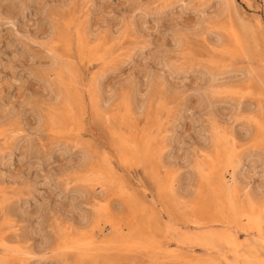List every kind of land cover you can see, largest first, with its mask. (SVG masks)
I'll list each match as a JSON object with an SVG mask.
<instances>
[{"label":"rangeland","instance_id":"1","mask_svg":"<svg viewBox=\"0 0 264 264\" xmlns=\"http://www.w3.org/2000/svg\"><path fill=\"white\" fill-rule=\"evenodd\" d=\"M259 229L264 0H0V264H264Z\"/></svg>","mask_w":264,"mask_h":264},{"label":"bare ground","instance_id":"2","mask_svg":"<svg viewBox=\"0 0 264 264\" xmlns=\"http://www.w3.org/2000/svg\"><path fill=\"white\" fill-rule=\"evenodd\" d=\"M222 2V1H221ZM227 2V1H226ZM227 6V5H226ZM225 7V6H224ZM229 9V8H228ZM240 27V26H239ZM244 32V31H243ZM247 37V36H246ZM79 48H81V47H79ZM249 51V50H248ZM92 55V54H91ZM90 55V56H91ZM247 58V57H246ZM72 71H73V69H72ZM71 77H72V75H71ZM254 78V77H253ZM210 88V87H209ZM212 90V89H211ZM213 93V92H212ZM238 105V104H237ZM232 138V137H231ZM162 158V157H161ZM238 158V157H237ZM234 163V162H233ZM238 163V162H237ZM201 164V163H200ZM209 164V163H208ZM211 164V163H210ZM235 164V163H234ZM201 165H203V164H201ZM164 166V165H163ZM198 166H199V164H198ZM206 165H204V167H205ZM200 167V166H199ZM201 168V167H200ZM203 169V168H202ZM166 172V171H165ZM191 177V176H190ZM224 177V176H223ZM223 179V178H222ZM224 182V181H223ZM228 188V187H227ZM229 190H230V188H229ZM233 190H235V189H232V192H233ZM236 191V190H235ZM188 192V191H187ZM195 193V192H194ZM218 193V192H217ZM169 194V193H168ZM224 194V193H223ZM191 195V194H190ZM189 197H191V196H189ZM233 197H234V195H233ZM176 198V197H175ZM186 198V197H185ZM201 199V198H200ZM204 199V198H203ZM237 202V201H236ZM233 202H232V200H231V204H232ZM250 203V202H249ZM169 205V204H168ZM248 205V204H247ZM172 206V205H171ZM205 206V205H204ZM252 206V205H251ZM234 207H235V203H234ZM172 208V207H171ZM241 212H245L246 213V215L248 214V218H249V220H252V221H259V216L260 215H254L255 213L253 212V215H251V213H252V211L253 210H251V207H246V205H242L241 207ZM239 207H236L235 208V210H238V209H240ZM173 209V208H172ZM185 209V208H184ZM261 210V209H260ZM231 212V211H230ZM258 213V212H257ZM244 214V213H243ZM245 215V214H244ZM245 215V216H246ZM173 217V216H172ZM177 217V216H176ZM247 218V219H248ZM261 218V217H260ZM93 219V218H92ZM95 219V218H94ZM262 219V218H261ZM214 220H215V218H214ZM195 221V220H194ZM263 220H260V222L259 223H261ZM201 222V221H200ZM145 223V222H144ZM195 223L197 224V222L195 221ZM183 224V223H182ZM206 224V223H205ZM209 224V223H208ZM211 224V223H210ZM209 224V225H210ZM185 225V224H184ZM199 225H201L200 223H199ZM203 225V224H202ZM226 225V224H225ZM253 225V224H252ZM181 226V225H180ZM262 226V225H261ZM225 227V226H224ZM202 228H203V226H202ZM200 229L199 228V231L200 230H203V229ZM206 228H209V226L208 227H206ZM216 229V228H215ZM207 230V229H206ZM209 230V229H208ZM182 231V230H181ZM184 231V230H183ZM190 231V230H189ZM188 231V232H189ZM198 230H197V233L199 232ZM205 231V230H204ZM217 231H219V230H217ZM259 231V233H261L263 236H264V229H259L258 230ZM184 233V232H183ZM190 233V232H189ZM233 233V232H232ZM196 235V233L194 232L193 233V235ZM187 235H188V233H187ZM190 235V234H189ZM199 235V234H198ZM206 235V234H205ZM186 235H184V239L186 240H188V238L187 237H185ZM192 238H198V236H192V235H190ZM218 236H219V238H228V237H231L232 236V234L228 231V229L227 230H224L223 232H221V231H219V234H218ZM262 236V237H263ZM236 238V237H235ZM213 239H214V237H213ZM225 239V240H226ZM186 240V241H187ZM190 240V239H189ZM198 240V239H197ZM230 241V240H229ZM247 241V240H246ZM250 241V240H249ZM205 242V241H204ZM199 243V242H198ZM226 243V242H225ZM248 243V242H247ZM255 244V243H254ZM204 245H207V244H204ZM48 246V245H47ZM111 246V245H110ZM49 247H50V245H49ZM253 248V247H252ZM18 253V252H17ZM238 253V252H237ZM13 254V253H12ZM10 255V254H9ZM15 255V254H14ZM28 255V254H27ZM255 255V254H254ZM23 256H26L25 254L23 255ZM24 261V260H23ZM22 262V261H21Z\"/></svg>","mask_w":264,"mask_h":264}]
</instances>
